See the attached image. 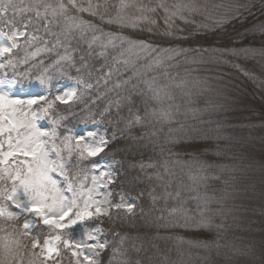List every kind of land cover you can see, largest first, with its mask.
Wrapping results in <instances>:
<instances>
[{
	"label": "snow or ice",
	"instance_id": "6c2138e0",
	"mask_svg": "<svg viewBox=\"0 0 264 264\" xmlns=\"http://www.w3.org/2000/svg\"><path fill=\"white\" fill-rule=\"evenodd\" d=\"M203 7L206 11V6ZM215 7L225 11L212 20L201 12L202 6L196 0H174L172 4L167 0H155V3L152 0L148 3L144 0H0V24L8 28V31L0 29V70H12L11 76L7 71L0 75V264H25V254L29 257L27 264H62L65 258L68 264H99L101 254L109 249V264H128L126 253L120 246L110 244L104 229L98 225L89 229L85 225L86 221L102 217L111 220L113 209L117 214L134 212L135 200L129 201L120 195L119 202H114L108 186L115 183V175L111 169L102 170V161L93 159L105 153L115 139V132L109 138L106 133L91 130L79 135H64L60 131L66 127L64 122L69 115H75L72 108L83 91L93 87L85 78V75L91 77L94 70L90 68L87 56L81 55L77 61L73 55L78 49L83 51L81 42L87 44V55H91L97 45L102 49L100 56L105 55L103 49L109 46L123 48L127 45L120 52L121 56L127 51L135 56V62L144 61L141 65L143 73L133 71L129 79L121 82L131 84L132 89L124 98L128 116L123 118V123L130 145L134 147L147 140L154 149H159L162 159L157 163L141 162L131 166L139 167L141 171L162 168L164 174H170L176 165L186 168L191 190L196 192L191 197L195 207L185 208L187 202L180 201L179 207L170 209L172 219L162 227L194 234L189 238L175 236L180 244L208 252L222 247L224 225L217 223V219L224 213V197L209 195L207 191L203 195L199 193L201 185L207 189L206 181L220 178L210 173L216 168L223 171L227 167L212 163L214 157L223 154L222 126L217 122L215 128H211L210 121L191 125L182 122L180 106L173 103L175 98L170 87L182 89L188 82L179 80L170 85L160 83V80L172 81L174 78L167 71L168 62L189 51L198 56L200 62L205 56L224 54L245 59L264 58V21L235 33L232 42L243 46L223 50L203 45L185 49L173 43L160 47L151 40L123 35L125 29L147 31L183 44L191 41L192 34L180 35L184 29L177 21L194 25L195 38L200 40L206 39L200 31L208 25L197 24V14L204 21L212 20L219 29L250 11V6L239 0ZM158 20L163 21L162 29ZM102 25L113 30L104 31ZM41 29L54 40H45L40 34ZM21 38L26 49L39 42L43 47H36L20 59L15 50L21 48ZM57 48H62L63 54L57 52V58L42 70L35 73L16 70L19 64H27L41 52L51 53ZM122 62L127 66L130 60ZM38 63L43 65L44 62ZM161 69L163 71H158ZM97 71L103 72V69ZM244 74L251 76L248 72ZM111 76L112 69H109L97 79V84L100 79L107 84ZM134 78L137 82L131 83ZM62 79L70 81L72 86L61 89L57 82ZM33 87L39 91L27 99L13 98L2 90L19 88L25 91ZM133 96L139 97L142 107L137 106ZM115 104L119 112L121 101L117 100ZM61 105L66 107L61 109ZM110 108L111 105L100 115L103 117ZM40 121H47L50 127L44 129ZM91 123L99 121L93 117ZM149 124L151 130L145 131ZM85 161L99 173L93 175L91 187L86 184L87 176L82 175L87 171L82 167ZM157 177L162 178L160 172ZM175 195L179 198L181 194L177 191ZM77 226H81L79 231ZM124 239L126 237L120 238L121 246ZM237 252L255 255L251 246L247 251ZM258 259L259 264H264V245Z\"/></svg>",
	"mask_w": 264,
	"mask_h": 264
},
{
	"label": "trees",
	"instance_id": "16d2710c",
	"mask_svg": "<svg viewBox=\"0 0 264 264\" xmlns=\"http://www.w3.org/2000/svg\"><path fill=\"white\" fill-rule=\"evenodd\" d=\"M262 2V3H259ZM250 9L245 12L239 19H233L230 23L225 24L222 28L211 27L200 31L202 37L206 39L197 40L194 34V25L184 24L178 22L177 25L184 29L180 35L192 34L191 41L188 43L179 44V42H172L168 38H163L160 35H153L147 31H133L131 29H125L123 35L130 36L133 39H145L151 40L158 44L160 47H168L170 43L183 48H195L199 45L204 47H211L216 49H230L233 47H241V44H234L232 41L235 38L237 31L243 32L250 25L256 22L264 21V0H259ZM11 15V13H9ZM158 23L163 28V21L158 20ZM5 31L8 28L2 25ZM102 27H104L102 25ZM105 31L113 30L111 27H104ZM44 36L45 40H54V38L47 36L43 33V29L40 32ZM21 48L15 50L18 58L22 59L27 53L35 51L36 47H43V43H34L33 46L25 48L23 44V38L20 41ZM250 42V41H249ZM248 43V42H246ZM256 45L259 44V38L256 40ZM51 45L49 44V47ZM75 46V42H74ZM80 48L73 53L76 60L79 61L81 55L87 56V62L90 68L94 69L92 76L85 78L93 84L91 89H86L80 97V100L73 105L72 112L75 115H69V118L64 122L65 128L60 129L64 135H73V133L80 127L91 124V120L94 117L99 123L98 131H104L108 137H112L115 132V139L112 140L109 148L105 153L101 154V157L93 159L107 161L114 163V175L115 183L110 185V189L113 193L112 199L114 202H119L120 195H124L125 198L133 197L136 201V211L132 214H125L120 211L117 214L116 210H112V219L108 217H102L100 220L86 221L85 225L91 229L94 225H98L106 234L112 246H120L122 251L126 253L125 258L128 260V264H192L204 262V257L210 255V264H223V257L221 252H217L214 248L207 254L202 253L200 256L193 258L195 250L204 252L205 250L190 247L188 244H180L174 237L177 235L185 236L186 238L193 237L192 232H186L183 229H171L162 227L167 221L171 219L169 212L172 205V195L176 189L175 172L177 169L172 167L170 174H164L162 168H146L141 171L139 167H132L131 165H139L141 162L157 163L162 159L159 155V149L153 148V146L145 140L143 143H138L134 147L129 144L128 132L124 127L123 118L128 116V108L126 106L125 97L132 91L131 84L123 85V80L129 79L131 75L130 70H126L123 66V57H119L117 50L109 51L104 50L105 55L100 56L102 51L100 47L94 46L91 55H87V44L81 42ZM62 48H57L53 52H41L37 57L32 58L27 64H19L17 67L18 72H38L43 67L49 65L54 59L57 58V52L63 54ZM42 60L44 63L40 65L38 61ZM120 61V63H117ZM139 63V62H137ZM79 66V63H77ZM103 69V72L97 71ZM112 69V76L107 84L103 79H100L97 84V79ZM118 69V70H117ZM11 76V69L6 70ZM75 73L73 72V75ZM67 79L59 80L57 83L66 81ZM131 83H136L135 79ZM117 84H121L120 87H116ZM133 99L137 101V106L142 107L139 103V97L133 96ZM121 101V107L118 112L115 102ZM111 105L110 112L105 113L102 117L100 114L104 112L105 108ZM61 109L66 106L61 105ZM259 113L264 115V104L259 101L257 107ZM158 127V126H157ZM70 130V131H69ZM151 130V124H149L145 131ZM166 132V127H165ZM264 134H261V138ZM223 141L221 148L223 154L219 157H214V161L224 160L225 153L227 152L224 147L226 145ZM260 146L262 148H260ZM191 151V150H189ZM251 151H261L264 154V140L260 139L259 142H255ZM203 159H206L203 158ZM82 167L87 169L82 175L85 176L88 173L90 162L85 161ZM157 172L161 173L162 178L157 177ZM143 193V195H139ZM171 194V195H169ZM153 197H156L154 200ZM163 217V219H161ZM119 233V235H114ZM126 237L123 241V245H120V238ZM172 237V238H170ZM204 239L206 237H199ZM27 243V241H25ZM260 254V253H259ZM110 249L103 252L99 259V264H109ZM29 257L24 255L25 264H27ZM82 259V258H81ZM239 262V261H238ZM239 262L238 264H245ZM51 264V262H49ZM62 264H68V259L65 258ZM115 264V262H113ZM246 264L248 261L246 260ZM251 264H259L258 259L251 262Z\"/></svg>",
	"mask_w": 264,
	"mask_h": 264
},
{
	"label": "rangeland",
	"instance_id": "374dc122",
	"mask_svg": "<svg viewBox=\"0 0 264 264\" xmlns=\"http://www.w3.org/2000/svg\"><path fill=\"white\" fill-rule=\"evenodd\" d=\"M258 1L239 0L240 3L249 5L250 9ZM144 2L148 3L149 0H144ZM152 2L155 3V0ZM167 2L172 4L174 0H167ZM196 2L202 6L201 12L214 20L218 19L225 11V9L216 8V5L236 3L237 0H196ZM259 3L262 2L259 1ZM203 6H206V11ZM195 20L197 24L206 23L208 28L216 27L212 20L204 21L200 14L195 16ZM178 22L180 21L176 23ZM2 27L0 24V29L4 30ZM126 48L127 45H124L123 48L109 46L107 49L111 52L117 50L119 57L130 60L127 66L124 64L123 66L126 70L131 71V75L133 71L143 73L144 69L141 67L144 63L143 60L139 63L135 62V56L127 51H124V56L120 55V52ZM133 62H135V66ZM168 64L170 66L167 67V71L174 79L166 81L161 78L160 83L174 85L179 80L188 82L187 87L182 89L170 87L175 98L173 103L180 106L182 113L179 119L187 125L198 124L199 121H210L211 128H215L217 122L222 126L221 133L226 145L224 149L227 152L224 160L214 161L213 164L227 167L223 171L216 168L215 172L210 175L214 174L220 178L206 181L207 189L203 185L199 188L201 195L207 191L209 195L224 197L222 201L224 213L217 219V223L224 225L221 230L222 247L219 250L214 249L221 252L224 259L223 264H238L239 262L243 263L242 261L246 264V260L248 264H251L258 259L261 246L264 245V154L261 151H251L255 142H259L260 139L264 140V137L261 138V134H264V115L260 114L257 109L259 101L264 104V58L257 56L254 59H245L243 56L233 57L224 54L223 56H205L203 62H200V58L189 51L186 55L177 57ZM235 65H239V67ZM4 71L6 70H0V75ZM158 71H163V69ZM245 72L250 73L251 76L245 75ZM135 82H137L136 79ZM70 86L72 85L68 80L59 83L61 89ZM2 90L9 92L13 98L21 99H27L30 94L39 91L35 87L25 91H21L19 88H3ZM39 123L44 129L50 127L47 121ZM157 126L160 127V125ZM89 130L105 134L104 131H98L97 124L91 123L78 128L73 135L84 134ZM260 148L262 147L260 146ZM100 161H102V170L111 169L114 173L113 162L105 159ZM175 173L176 189L172 195L173 203L169 208L179 207L180 201L187 202L184 204L185 208H194L195 201L191 197L196 195V192L191 190L187 169L178 165ZM93 175L98 176L99 173L89 167L88 173L85 175L88 187L92 185ZM108 189H110V185ZM108 189H102V191ZM177 191L181 194L179 198L175 195ZM127 200L135 199L129 197ZM136 206L135 201L134 212ZM80 227L77 226V231ZM250 246L255 249L254 256L240 255L237 252V250L247 251ZM202 253L207 254L208 252L195 250L193 258ZM204 262L211 263L210 255L204 257Z\"/></svg>",
	"mask_w": 264,
	"mask_h": 264
}]
</instances>
